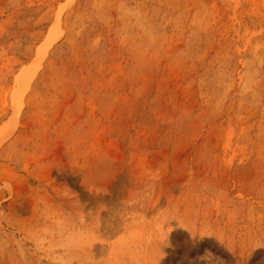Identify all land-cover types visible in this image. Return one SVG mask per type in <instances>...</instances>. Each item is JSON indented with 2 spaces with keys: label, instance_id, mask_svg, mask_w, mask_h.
<instances>
[{
  "label": "rangeland",
  "instance_id": "rangeland-1",
  "mask_svg": "<svg viewBox=\"0 0 264 264\" xmlns=\"http://www.w3.org/2000/svg\"><path fill=\"white\" fill-rule=\"evenodd\" d=\"M0 264H264V0H0Z\"/></svg>",
  "mask_w": 264,
  "mask_h": 264
}]
</instances>
